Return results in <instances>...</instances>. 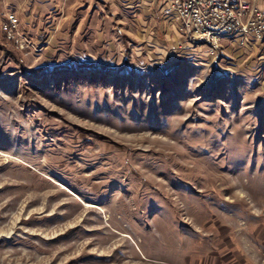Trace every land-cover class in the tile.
I'll return each mask as SVG.
<instances>
[{
	"label": "rangeland",
	"instance_id": "374dc122",
	"mask_svg": "<svg viewBox=\"0 0 264 264\" xmlns=\"http://www.w3.org/2000/svg\"><path fill=\"white\" fill-rule=\"evenodd\" d=\"M107 1L0 0V264H264V60L163 55Z\"/></svg>",
	"mask_w": 264,
	"mask_h": 264
},
{
	"label": "built area",
	"instance_id": "2783aa9c",
	"mask_svg": "<svg viewBox=\"0 0 264 264\" xmlns=\"http://www.w3.org/2000/svg\"><path fill=\"white\" fill-rule=\"evenodd\" d=\"M163 19L174 22L185 38L172 51H204L211 60L225 54L224 37H236L239 48L264 44V0H163ZM15 11H6L0 28L6 39L24 48L28 39Z\"/></svg>",
	"mask_w": 264,
	"mask_h": 264
},
{
	"label": "crops",
	"instance_id": "0c3cea01",
	"mask_svg": "<svg viewBox=\"0 0 264 264\" xmlns=\"http://www.w3.org/2000/svg\"><path fill=\"white\" fill-rule=\"evenodd\" d=\"M100 1L104 3L108 2L107 0ZM120 2L123 5L124 11H126V14L132 16L134 27H136L135 34L141 41H143L142 44L144 46L150 47L153 51H159L163 53V55H166L165 51L169 46L177 45L179 41L185 40L184 36L179 34L171 22L163 19L161 15L163 0H120ZM44 14L48 16L47 13ZM228 47H230L229 49L239 48L238 45L235 46V44ZM240 49L242 50V53L248 55L258 53L259 58L257 61L264 60V44L253 47L252 49ZM190 51L196 53L197 50L191 48ZM169 57L171 58L170 55H167V59H169ZM230 240L228 239L224 240V242L218 243L217 248H219L220 251L224 250V252H230L231 255L229 256V259H232L237 251L238 245L235 242H230ZM212 262L213 264H224V262Z\"/></svg>",
	"mask_w": 264,
	"mask_h": 264
}]
</instances>
